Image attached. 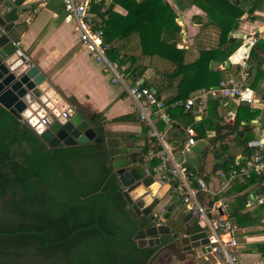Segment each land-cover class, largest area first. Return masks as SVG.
Returning <instances> with one entry per match:
<instances>
[{
    "label": "trees",
    "instance_id": "1",
    "mask_svg": "<svg viewBox=\"0 0 264 264\" xmlns=\"http://www.w3.org/2000/svg\"><path fill=\"white\" fill-rule=\"evenodd\" d=\"M23 1L15 3L21 5ZM114 1L127 14L122 18L110 12L102 27L103 40L110 45L115 37L136 32L143 55L158 56L171 63L173 75H181L183 80L170 103L181 102L176 105L181 120L193 122L191 113L184 112L183 103L192 92L209 87L211 62H223L240 47L239 41L228 35L237 30L245 11L234 1L191 0L206 14L208 23L219 30V44L215 49L201 51L193 63L183 65L184 51L168 41L172 33L179 34V27L162 0ZM246 1L248 15L264 4V0ZM95 10L98 12L100 5ZM238 52L241 59L247 49L243 47ZM257 63H264L263 40H257L249 51V71ZM255 73L251 87L264 76L258 69ZM67 103L83 115L102 141L49 148L26 122L0 105V264H147L157 248H138L135 236L149 226V220L136 215L122 195L111 160L117 151L108 149L104 142L112 136L104 129L105 118L94 113L85 116L77 103ZM217 106V100L208 101L211 118ZM238 123H217L213 138H206L204 131L197 130V139L206 140L211 147L206 151L213 155L214 169L227 172L234 165V157L223 139L231 134L241 137L247 131L240 130ZM241 145L246 159L258 150L248 146L246 139ZM207 152L201 157L200 169H193L199 176L203 175ZM150 164L155 165L156 161ZM261 181L264 177L252 175L241 186L258 185ZM246 201L242 198V206ZM259 210L264 212V204ZM250 216L236 215L241 220Z\"/></svg>",
    "mask_w": 264,
    "mask_h": 264
},
{
    "label": "crops",
    "instance_id": "2",
    "mask_svg": "<svg viewBox=\"0 0 264 264\" xmlns=\"http://www.w3.org/2000/svg\"><path fill=\"white\" fill-rule=\"evenodd\" d=\"M134 1L138 3L144 0ZM228 1H234L245 11L239 19L237 30L231 31L228 35V38L238 40L240 47L227 58L230 63L228 69H224L225 60L211 62L209 87L192 92L186 99L200 97L203 101L202 106L189 110L194 119L191 123L181 120L176 109V105L181 102L170 103L177 96L178 85L183 80L182 76L173 75L174 66L167 60L158 56L143 55L138 33L115 37L110 42L112 51L106 53L107 61L114 67L123 65L129 70L128 74L126 71L123 82L112 83L111 71L103 63L96 62L90 50L79 42L78 21L67 14L62 0H24L21 5H17L15 0H0V18L5 24L12 25L10 33L17 39L18 50L29 64L35 65L45 76L62 103L72 107L67 100L74 101L85 116L92 113L102 114L106 121L105 131L111 134L112 138H117L129 146L130 152L139 153L144 168L146 163L143 158V148L150 149L160 144L156 139L149 137L151 131L166 136V143L170 147V162L182 164L188 129L192 130V137L197 142L199 141L197 130L204 131L206 138H213L216 134L214 126L217 123L223 125L238 121L239 129L246 128L247 131L242 133L241 137L231 134L223 139V143L229 147L228 153L234 157V165H231L230 169L238 168L240 165L236 166V164L246 159V151L241 145L245 139L248 146L264 151V76L262 75L261 80L251 87L256 69L264 74V63H257L251 71L247 64L252 45L257 40L264 41V4L252 15H248L246 0ZM162 2L172 11L175 16L174 22L179 27V34L168 35V41L174 42L176 49L184 51L183 65L193 63L201 51L217 48L219 30L208 23L206 14L193 5L191 0H162ZM95 6L94 12H96ZM110 12L122 18L127 14L126 9L117 1L107 0V5L100 14L104 21L101 29L107 22ZM118 22L122 27V21L118 20ZM251 42L252 44L246 48V57L240 59L238 51L245 47L246 43ZM245 70L248 71V78H245L243 83L251 91L253 99L251 103H237L221 97L219 93L213 97L203 93L207 89L218 91L221 82L242 80ZM136 79H139L141 85L146 86L150 91L153 89L155 97L164 105L161 114L149 116L151 126H146L139 119L138 111L142 102H136L127 91ZM212 99L218 101V106L211 118L207 105ZM184 112L187 110L184 109ZM43 114L44 111H41L39 116ZM119 118L124 119L115 121ZM210 148L207 142L206 150ZM206 150L204 152H207ZM121 151V149L117 150V152ZM153 161H156V164L152 167L159 164L158 158L150 160ZM214 165L213 155L207 152L203 161L202 175L208 187L206 199L208 202L219 201L222 207L208 215L209 225L203 228L211 231L212 238L216 240L211 254L207 256L209 261L205 264H230L214 251L220 244L228 242L231 236L223 230H214V223L219 217L227 220L232 227L231 233L236 246L230 249V253L235 258L234 264H264V212H258L263 206L258 202V186L253 184L242 187L241 184L244 182H241L232 183L219 190L220 180L216 174L222 170L214 169ZM145 169L150 171L149 166ZM154 181L158 182L155 178ZM164 185L159 183V186ZM163 198H167L166 203L157 210L163 209V212L168 208L174 210L177 201L184 206L179 195L175 194L170 186ZM242 198H247L249 203L247 204L246 201L242 206L244 203ZM248 213L251 214L248 219L241 220L236 217ZM197 224L199 225L198 222ZM152 264L159 262L154 260Z\"/></svg>",
    "mask_w": 264,
    "mask_h": 264
},
{
    "label": "water",
    "instance_id": "3",
    "mask_svg": "<svg viewBox=\"0 0 264 264\" xmlns=\"http://www.w3.org/2000/svg\"><path fill=\"white\" fill-rule=\"evenodd\" d=\"M0 27V105L26 122L49 148L102 141L73 107H64L55 90L52 95L48 94L53 87L40 70L29 64L25 57L17 56V39L10 33L12 25L5 24L0 18ZM249 45L246 43L244 46L247 48ZM12 57L15 59H10ZM229 65L226 59L224 69H228ZM26 95L36 102L32 115L36 117L37 124L43 125L42 132H37V125L22 115L29 108L23 99ZM68 108L72 110L71 115ZM41 111L44 114L39 116ZM62 118L65 120L63 123ZM104 142L108 149L122 150L111 158L114 174L123 189L122 195L136 215H143L149 220V226L135 236L138 248H157L147 264H152L154 260H158L159 264L208 263L207 256L211 254L213 246L210 242L212 232L201 228L190 212H173L172 208L165 212L163 209L157 210L169 185L159 186L141 163V155L130 152L129 146L119 139L111 137ZM206 148V141L195 142L183 153V165L192 166L198 171Z\"/></svg>",
    "mask_w": 264,
    "mask_h": 264
},
{
    "label": "built area",
    "instance_id": "4",
    "mask_svg": "<svg viewBox=\"0 0 264 264\" xmlns=\"http://www.w3.org/2000/svg\"><path fill=\"white\" fill-rule=\"evenodd\" d=\"M64 9L67 14L78 21L79 42L81 45L87 47L92 53L96 62L103 63L108 70L112 73V83L123 82L126 76V67L123 65L114 67L106 58V53L110 50V45L103 40V32L101 25L103 24L101 10L107 5V0H62ZM100 5L98 12L93 11L95 5ZM0 32L2 28L0 27ZM252 44V42L250 43ZM15 45L18 47V43ZM17 56H23L21 52L16 51ZM24 57V56H23ZM246 57V55H245ZM248 78V71L245 70L242 80H228L219 83L218 91L207 89L204 94L213 97L217 93L223 98H228L234 102L251 103L250 89L243 83V80ZM129 95L136 101L142 102L138 111L139 119L146 125L151 126L150 115H159L164 107L161 100H158L155 95L146 87L141 85L139 79H136L133 84L127 89ZM203 101L199 98L186 100L183 104L185 110L189 111L193 107L202 106ZM43 122V121H41ZM186 149L194 145L192 130L188 129L187 132ZM151 139H156L160 144L156 147L146 149L143 153V158L150 171H147L153 178L160 184H168L173 192L179 195L181 203L185 207L186 212L192 213L196 217L197 222L201 228L209 225L208 215L217 212L218 208L222 205L219 201H207L206 195L208 194L207 182L204 177L197 175L194 168H190L182 164H174L170 162L169 144L166 143V136L153 131L149 133ZM153 158L159 159V164L151 166L150 160ZM217 177L220 180L219 190H223L232 183L247 182L251 179L252 175L264 177V151L256 150L250 157H248L242 165L238 168L231 167L227 172L218 171ZM259 191V204H264V181L258 185ZM249 201H247V204ZM214 230H223L230 233L231 236L228 242L220 244L214 251L224 258L228 263L234 264L235 258L230 253V249L236 246V241L232 237V227L227 220L221 219L214 223ZM210 242L216 243L211 237Z\"/></svg>",
    "mask_w": 264,
    "mask_h": 264
},
{
    "label": "clouds",
    "instance_id": "5",
    "mask_svg": "<svg viewBox=\"0 0 264 264\" xmlns=\"http://www.w3.org/2000/svg\"><path fill=\"white\" fill-rule=\"evenodd\" d=\"M10 59H15V57H12V58H10ZM18 63H19V61H18ZM53 93H54V89H49V93H48V94H49V95H52ZM23 99H24V101H25L26 103L29 104V108H28V109H25V110L22 112L23 117L30 119V122H31L32 124H36V125H37V132H42V131H44V127H43V125H39V124H37L36 117L32 115L33 111L36 110V102H35L34 100H30V99H29V95H26ZM41 99H43V98H41ZM64 107L67 108L68 106L65 105ZM71 111H72V110H71L70 108H68V113H69V115H71ZM57 114H59V113H57ZM61 122L63 123V122H65V120L62 118V119H61Z\"/></svg>",
    "mask_w": 264,
    "mask_h": 264
},
{
    "label": "rangeland",
    "instance_id": "6",
    "mask_svg": "<svg viewBox=\"0 0 264 264\" xmlns=\"http://www.w3.org/2000/svg\"><path fill=\"white\" fill-rule=\"evenodd\" d=\"M145 166L148 168L147 165H145ZM166 200H167V198H163L161 201H159V204L157 205V208H161L162 206H164V204L166 203ZM174 201H175V199H174ZM175 205H176V207L174 208L173 212L183 211L184 210V206L180 205L179 201L175 202Z\"/></svg>",
    "mask_w": 264,
    "mask_h": 264
},
{
    "label": "bare ground",
    "instance_id": "7",
    "mask_svg": "<svg viewBox=\"0 0 264 264\" xmlns=\"http://www.w3.org/2000/svg\"><path fill=\"white\" fill-rule=\"evenodd\" d=\"M147 199H149V198H147ZM223 238V237H222Z\"/></svg>",
    "mask_w": 264,
    "mask_h": 264
}]
</instances>
